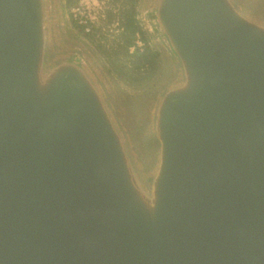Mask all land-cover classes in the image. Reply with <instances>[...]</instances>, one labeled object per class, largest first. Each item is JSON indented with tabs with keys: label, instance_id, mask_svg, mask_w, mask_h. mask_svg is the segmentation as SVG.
<instances>
[{
	"label": "water",
	"instance_id": "95a60500",
	"mask_svg": "<svg viewBox=\"0 0 264 264\" xmlns=\"http://www.w3.org/2000/svg\"><path fill=\"white\" fill-rule=\"evenodd\" d=\"M159 16L186 79L150 198L87 71H42L43 0H0V264H264V23L232 0Z\"/></svg>",
	"mask_w": 264,
	"mask_h": 264
},
{
	"label": "rangeland",
	"instance_id": "374dc122",
	"mask_svg": "<svg viewBox=\"0 0 264 264\" xmlns=\"http://www.w3.org/2000/svg\"><path fill=\"white\" fill-rule=\"evenodd\" d=\"M162 0H43L52 44L42 71L64 63L87 71L123 133L128 158L151 198L158 147L156 110L186 72L165 32ZM236 9L264 23V0H232Z\"/></svg>",
	"mask_w": 264,
	"mask_h": 264
}]
</instances>
